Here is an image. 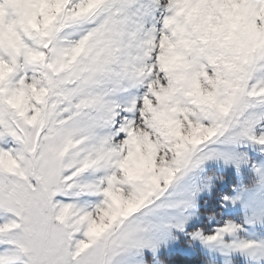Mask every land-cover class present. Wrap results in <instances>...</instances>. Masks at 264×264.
<instances>
[{
    "label": "snow or ice",
    "instance_id": "6c2138e0",
    "mask_svg": "<svg viewBox=\"0 0 264 264\" xmlns=\"http://www.w3.org/2000/svg\"><path fill=\"white\" fill-rule=\"evenodd\" d=\"M0 264H264V0H0Z\"/></svg>",
    "mask_w": 264,
    "mask_h": 264
},
{
    "label": "trees",
    "instance_id": "16d2710c",
    "mask_svg": "<svg viewBox=\"0 0 264 264\" xmlns=\"http://www.w3.org/2000/svg\"><path fill=\"white\" fill-rule=\"evenodd\" d=\"M190 258H188V257H182V260H184V261H188Z\"/></svg>",
    "mask_w": 264,
    "mask_h": 264
}]
</instances>
